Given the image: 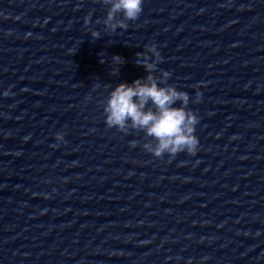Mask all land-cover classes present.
I'll return each instance as SVG.
<instances>
[{"label": "water", "instance_id": "1", "mask_svg": "<svg viewBox=\"0 0 264 264\" xmlns=\"http://www.w3.org/2000/svg\"><path fill=\"white\" fill-rule=\"evenodd\" d=\"M105 15L0 0V264H264V0H144L115 33ZM153 42L169 83L199 85L196 154L105 123L103 85L145 76Z\"/></svg>", "mask_w": 264, "mask_h": 264}, {"label": "clouds", "instance_id": "2", "mask_svg": "<svg viewBox=\"0 0 264 264\" xmlns=\"http://www.w3.org/2000/svg\"><path fill=\"white\" fill-rule=\"evenodd\" d=\"M103 4L106 6V15L95 23L104 25L105 32L115 33L118 28L127 29L128 22L139 17L144 0H103ZM92 15L90 11L84 17L85 24L92 23ZM89 31L95 38L102 35L95 27ZM136 57L135 62L146 70L145 76L131 82L122 81L115 86L103 85L108 89L107 95L100 101L106 125L124 133L130 130L143 131V141L133 140L131 144H140L156 157L168 154L171 160L180 152L196 154L200 144L196 127L201 117L189 105L200 101L202 93L199 85H193L197 88L193 101L187 90L169 83L172 73L167 69H158L164 57L155 42L147 44L145 50L138 51ZM124 62L119 54L113 55L112 72L117 74ZM100 87L101 84L96 83L95 88ZM9 94L14 95L10 87L3 91V95ZM65 135L63 131L55 133L57 141H64ZM52 146L59 147V144Z\"/></svg>", "mask_w": 264, "mask_h": 264}]
</instances>
